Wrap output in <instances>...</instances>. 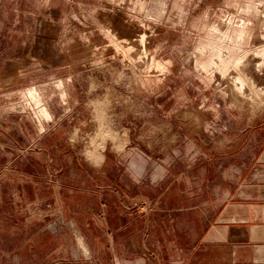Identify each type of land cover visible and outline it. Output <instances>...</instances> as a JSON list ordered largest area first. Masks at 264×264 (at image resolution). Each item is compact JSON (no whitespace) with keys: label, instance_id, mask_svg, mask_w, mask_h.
<instances>
[{"label":"rangeland","instance_id":"1","mask_svg":"<svg viewBox=\"0 0 264 264\" xmlns=\"http://www.w3.org/2000/svg\"><path fill=\"white\" fill-rule=\"evenodd\" d=\"M263 51L264 0H0V264L228 256L204 238L258 166Z\"/></svg>","mask_w":264,"mask_h":264},{"label":"crops","instance_id":"2","mask_svg":"<svg viewBox=\"0 0 264 264\" xmlns=\"http://www.w3.org/2000/svg\"><path fill=\"white\" fill-rule=\"evenodd\" d=\"M33 93L36 91H30V96ZM256 158L258 166L248 178L246 194L232 197L211 233L205 235V245L211 247V243L216 250L230 251L228 256L215 259L214 264H264V144Z\"/></svg>","mask_w":264,"mask_h":264},{"label":"bare ground","instance_id":"3","mask_svg":"<svg viewBox=\"0 0 264 264\" xmlns=\"http://www.w3.org/2000/svg\"><path fill=\"white\" fill-rule=\"evenodd\" d=\"M242 23H243V22H242ZM245 24L248 25V23H245ZM240 26H241V25H240ZM249 27H251V26H248V28H249ZM238 28H239V27H238ZM240 29H241V28H240ZM240 29H237V31L240 30ZM245 30H246L245 27L242 28V31H241V32L238 31V32H240V33L238 34V37H235V38H234V37H231V40H233V42L235 41L236 43H237V42H242V41L244 40V38H245V33H246ZM248 30H249V29H248ZM229 33H230V32H229ZM229 33H227V34H229ZM234 33H235V32H234ZM234 33H233V34H234ZM236 34H237V33H236ZM234 35H235V34H234ZM228 36H229V35H227V37H228ZM236 36H237V35H236ZM227 37H226V39H227ZM229 37H230V36H229ZM242 43H243V42H242ZM221 49H223V47H222ZM215 52H218V53H215ZM215 52H214V53L216 54L215 56H217L218 58H220V59H217V58H216V59H217V60L220 62V64H221L222 59H223V52H221V50H220V51H216V50H215ZM263 55H264V51H263ZM263 55H262V56H263ZM211 56H212V55H211ZM213 56H214V55H213ZM212 58H215V57H212ZM230 60H231V59H230ZM263 60H264V59H263ZM212 61H213V60H212ZM213 63H214V61H213ZM227 64H228V63H227ZM216 65H217V64H216ZM246 75H247V74H246ZM246 75H245V76H246ZM246 79L248 80L247 76H246ZM237 80L239 81V84H240V86H241L240 88H243V87L245 86V82H242L241 79H240L239 77L237 78ZM237 80H236V82H237ZM245 81H246V80H245ZM248 81H250V80H248Z\"/></svg>","mask_w":264,"mask_h":264}]
</instances>
